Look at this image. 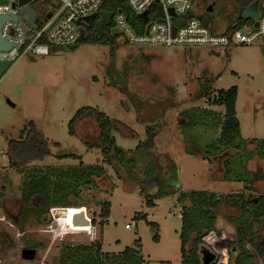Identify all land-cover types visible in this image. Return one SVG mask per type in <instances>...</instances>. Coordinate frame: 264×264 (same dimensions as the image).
<instances>
[{"label": "rangeland", "instance_id": "obj_1", "mask_svg": "<svg viewBox=\"0 0 264 264\" xmlns=\"http://www.w3.org/2000/svg\"><path fill=\"white\" fill-rule=\"evenodd\" d=\"M230 1L193 0V11L213 30L224 31L233 26L237 15ZM42 5L38 1L31 3L35 10ZM209 6L211 12L207 11ZM117 43L116 48L77 43L47 55L26 54L2 74L0 264H23L21 250L25 248L36 250L33 264H60L61 253L69 251L68 247H92L99 239L102 252L120 253L133 248L137 240L149 264H178L180 192L208 191L221 198L242 196L248 200L264 195V180L258 179L259 171L264 173V159L254 157L247 162L249 176L244 183L224 180L225 161L239 151L230 150L229 154L208 159L204 154L205 147L221 135L220 117L224 108L212 105L211 100L218 90L237 87L235 109L241 139L264 140V41L226 51L202 47L134 48L123 44L120 36ZM82 107L96 108L114 121L111 134L116 145L128 152V157H133L132 151L146 139V129L152 127L156 135L149 154L157 165L155 174L159 180L167 181L172 178L171 165H175L174 187L163 189L164 193L173 191L174 195L154 198V206L148 207L140 192L144 188L140 183L146 177L145 159L137 161L133 177L123 168H119L117 175L102 163L99 149L87 150V143L98 142L94 118L80 120L74 135H70L68 124ZM195 109L215 113L213 120L207 122L211 123V129L185 128L188 121L183 113ZM30 123L46 140L51 152L42 161L29 164L30 171L80 163L104 166L105 176L95 179L94 185L78 187L79 196H69L75 206L47 209L36 201L31 211L23 215L25 208L20 202L23 174L10 165L6 150L9 141L25 138ZM254 145L249 143L247 150H253ZM71 154L81 156V161L56 158ZM238 160L242 162L237 156L232 166L237 168ZM157 189L152 185L147 190L155 194ZM106 202L110 203V215L101 227V204ZM137 213L145 218L136 219ZM240 216L235 208L224 204L217 211L214 234L217 238L226 236L229 246L242 229L232 219ZM90 220L94 226L87 225ZM149 223L157 225L154 230L157 242L152 239L154 232ZM126 224L131 225L130 229L125 228ZM253 230L259 238L264 237V218ZM258 243L257 239L255 244ZM202 247L213 251L204 240ZM220 259L217 256L216 261ZM233 260L228 250L226 263L233 264ZM254 263L260 264L256 257Z\"/></svg>", "mask_w": 264, "mask_h": 264}, {"label": "trees", "instance_id": "obj_2", "mask_svg": "<svg viewBox=\"0 0 264 264\" xmlns=\"http://www.w3.org/2000/svg\"><path fill=\"white\" fill-rule=\"evenodd\" d=\"M258 0H231L237 15L233 22L238 27L249 22L248 19H242L241 15L247 8L255 5ZM157 8V6H153ZM118 10L130 15L125 0H105L102 7L96 13L95 18L88 24H82L84 30V40L81 43L94 45H108L111 48L118 46L117 37L111 36L113 27V15ZM152 10V9H151ZM150 10V12H151ZM188 17H197L192 10ZM150 18H152L150 16ZM198 18V17H197ZM203 19V18H202ZM132 22L136 21L132 17ZM203 23L209 25L206 21ZM233 26L226 28L224 31H231ZM74 48V47H73ZM59 48H51L58 50ZM211 98L212 105L224 108V114L217 115L221 119V135L213 143L204 149L205 159L212 156L229 154V151H239L238 155L233 154L224 163L225 173L224 180H235L237 182H248L245 178L249 176L246 165L252 158L258 157L264 159V140L243 141L240 136L239 122L236 117V101L238 90L237 87H231L227 90H218ZM183 115L188 123L185 128H200L204 130L211 129V123L215 113L209 109H195L184 112ZM87 117L94 118L98 128V142L96 144L87 143V150L97 148L100 150L102 163L111 167L119 175V168H123L125 173L133 177L134 169L138 160L147 161L145 174L146 177L142 183L144 188L141 194L144 195L148 207H153V199L174 195L173 191L163 192L165 188H173V182L176 180V167H172V178L167 181H161L156 176L157 165L150 158V150L154 146L155 132L152 127L146 129V139L138 142L132 151L133 157H128V152L117 146L115 138L111 132L115 129L114 121L111 120L104 112L92 107H82L76 112L70 120L69 134L74 135L75 125ZM255 144L253 150H247L248 144ZM192 154L193 152H189ZM222 153V154H221ZM6 154L10 165L23 174V182L20 190V202L25 208L23 215L31 211L33 203L40 202L41 207L47 209L51 207H72L73 202L69 201V196H79L78 187H86L95 184V179L105 176L106 171L103 165H80L67 168L35 169L30 171L29 164L35 161H42L45 157L51 155L49 145L43 136L37 131L35 125L30 123L27 134L23 140H11L8 142ZM193 155V154H192ZM237 156L242 158L238 160L237 168L232 166L236 163ZM57 159L72 158L81 161V156L77 155H57ZM229 167H232L231 169ZM241 167L239 172L238 169ZM246 168V169H245ZM233 178L231 179V177ZM258 179L264 180V173L259 171ZM157 187V193L150 194L147 190L150 186ZM248 189V188H247ZM178 203L181 205V226H180V264H202L200 249L205 237L211 232H215L217 221V211L221 204L235 208L240 213V218H234L232 221L242 226L238 230L236 240L230 244L229 250L234 256L233 264H256L254 257L248 250L251 246L259 260L264 264V237L259 238L253 227L260 223L264 218V195L256 199L248 200L239 196L238 198H221L215 193L208 191H189L180 192ZM110 215V203L101 204V227L108 221ZM136 219L145 218V215L135 214ZM99 224V223H98ZM95 223L92 221V226ZM154 232L152 239L157 242L158 235L155 234L157 225L149 223ZM247 238V240H245ZM258 244H255L256 240ZM215 243L214 239H210ZM218 244V242H217ZM69 251L61 253L60 264H149L141 254L139 241L134 242L133 248H125L120 253H108L101 251V239L97 240L92 247H68ZM247 248V249H246ZM93 251V252H92ZM93 255L91 256V254ZM222 255L226 257L225 249ZM92 258V259H90ZM226 260V259H225ZM224 260V261H225ZM216 264V262L212 263Z\"/></svg>", "mask_w": 264, "mask_h": 264}, {"label": "built area", "instance_id": "obj_3", "mask_svg": "<svg viewBox=\"0 0 264 264\" xmlns=\"http://www.w3.org/2000/svg\"><path fill=\"white\" fill-rule=\"evenodd\" d=\"M2 1L5 2L0 3V16H6L7 19L1 26V37L11 43L12 47L8 51H0V62H10L12 65L26 54L47 55L51 48L74 46L83 28L82 24H87L82 19L96 15L105 0H31L27 5L35 13L33 24L28 23L27 12L20 13L25 5L20 6L18 0ZM34 1L44 5L35 10L31 7ZM125 1L131 16L118 10L113 15L112 28L118 31L122 43L130 47H202L226 51L230 47L252 46L264 41V0L257 1L255 18L248 19L249 22L241 27L235 22L231 31L213 30L197 17H188L193 8V0ZM144 12L147 15L146 21L138 17ZM12 17H17V20L13 21ZM132 17L136 18L135 22H132ZM254 23H257L256 27ZM24 27L27 29L26 34ZM27 36L31 38L27 39ZM8 67L0 74V81ZM0 155L4 156L2 152ZM130 227L129 224L125 225L126 229ZM247 248L259 260L255 250L250 246ZM22 261L23 264L34 263V260Z\"/></svg>", "mask_w": 264, "mask_h": 264}, {"label": "water", "instance_id": "obj_4", "mask_svg": "<svg viewBox=\"0 0 264 264\" xmlns=\"http://www.w3.org/2000/svg\"><path fill=\"white\" fill-rule=\"evenodd\" d=\"M31 0H18V4L20 6L25 5V7H23L22 9H20V13H28L29 14V19H28V23L29 24H33V18L35 16L34 11L29 7V5H27ZM5 1L0 0V3H4ZM212 8L211 6H209L207 8L208 12H211ZM173 15V12H170ZM257 15V3L249 8H247L246 10H244V12L242 13L241 17L242 19H253L255 18ZM141 20L146 21L147 20V15L146 13H142L138 16ZM95 18V15L83 18L82 21L84 23H89L91 20H93ZM7 19L6 16H0V51H8L11 47L12 44L9 43L8 41L4 40L1 37V26L3 24V22ZM13 21L17 20V17H12ZM257 26V23H254V27ZM27 29L24 27V32L26 34ZM118 31L114 28H112L111 30V36L112 37H117L118 36ZM27 39H30V36L26 37ZM84 40V30L83 28L80 29V35L79 38L76 42L77 43H81ZM10 65V62H0V74ZM85 214V211L83 213V215ZM87 221H85L86 223ZM90 222H87V225H89ZM210 239H214L215 243H211ZM227 237L226 236H222L220 238H217L216 235L214 234V232H211L207 237L204 238V242L212 248L213 251L205 249V248H201L200 249V255H201V262L202 264H212L214 262H216V264H227L226 260L228 258V250H229V244L226 241ZM218 242V244H217ZM223 249H225L226 252V257L222 255V251ZM36 250L35 249H31V248H25L21 250V259L22 260H26V261H31L34 260L36 257ZM217 256H220V260L217 262ZM226 259V260H225ZM225 260V261H224Z\"/></svg>", "mask_w": 264, "mask_h": 264}, {"label": "crops", "instance_id": "obj_5", "mask_svg": "<svg viewBox=\"0 0 264 264\" xmlns=\"http://www.w3.org/2000/svg\"><path fill=\"white\" fill-rule=\"evenodd\" d=\"M194 10V9H193ZM195 11V10H194Z\"/></svg>", "mask_w": 264, "mask_h": 264}, {"label": "flooded vegetation", "instance_id": "obj_6", "mask_svg": "<svg viewBox=\"0 0 264 264\" xmlns=\"http://www.w3.org/2000/svg\"><path fill=\"white\" fill-rule=\"evenodd\" d=\"M212 11V10H211Z\"/></svg>", "mask_w": 264, "mask_h": 264}]
</instances>
